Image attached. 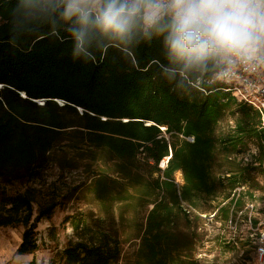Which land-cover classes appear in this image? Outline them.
<instances>
[{
	"label": "trees",
	"instance_id": "obj_1",
	"mask_svg": "<svg viewBox=\"0 0 264 264\" xmlns=\"http://www.w3.org/2000/svg\"><path fill=\"white\" fill-rule=\"evenodd\" d=\"M20 3L0 0V228H23L18 254L39 250L38 225L60 204L28 185L41 182L51 163L62 171L80 167L56 153L68 135L96 165L88 189L105 214L118 210L124 222L125 213L147 210L135 264H201L195 223L209 212L223 223L241 213L250 229L235 243L255 254L264 223L246 214L264 191L255 177L264 178L261 114L222 82L195 77L178 87L159 38L126 48L105 44L90 61L73 59L66 32L56 35L49 24L24 30L30 13ZM228 117L235 126L218 132ZM251 147L257 165H244L239 156ZM15 185L25 190L9 194ZM121 255L118 237L100 232L69 245L62 259L114 264Z\"/></svg>",
	"mask_w": 264,
	"mask_h": 264
},
{
	"label": "clouds",
	"instance_id": "obj_2",
	"mask_svg": "<svg viewBox=\"0 0 264 264\" xmlns=\"http://www.w3.org/2000/svg\"><path fill=\"white\" fill-rule=\"evenodd\" d=\"M24 30L49 24L72 40L73 59L90 61L103 45L126 48L161 39L167 75L217 82L264 76V0H21Z\"/></svg>",
	"mask_w": 264,
	"mask_h": 264
},
{
	"label": "rangeland",
	"instance_id": "obj_3",
	"mask_svg": "<svg viewBox=\"0 0 264 264\" xmlns=\"http://www.w3.org/2000/svg\"><path fill=\"white\" fill-rule=\"evenodd\" d=\"M234 126L235 120L228 117L218 127V132L226 133ZM85 149V145L79 139L72 135L66 136L58 146L56 153L59 156H64L63 152H65L68 159L79 160V169L62 171L57 164L51 163L41 182L28 185L42 189L45 194L56 196L60 203L49 219L39 223L37 228L39 250L31 254L29 264L32 262L33 264H64L62 253L65 248L77 242L86 241L89 235H96L100 232L110 233L112 236L118 237L121 242V259L114 264H135V254L140 243V240L136 238L141 226L145 223L147 210L141 209L137 215L132 212L125 213L124 222L120 220L118 210H115L113 215L105 214L99 202L95 200L88 189L93 180V171L96 170V165L89 159L83 158V155L81 156V151ZM175 177L178 183L183 184L180 172ZM255 177L264 187V178L259 174H255ZM19 190L24 191L25 187L19 185L7 187L9 194H14ZM73 191L74 195L67 198ZM249 205H253L254 210L250 208L251 210L246 214L248 218H255L264 223V191L257 192L255 200ZM213 217L214 215L209 212L205 218L195 223L197 232L202 236V249L197 253L200 263L260 264L252 249L246 247L240 250L235 243L238 236H241L242 239L248 236L249 221L240 219L241 213L237 215L234 223H223ZM79 224L80 228L76 229V225ZM12 230L18 233L23 232L22 227L4 228L7 233ZM261 231H264V225L260 229ZM252 236L258 237L255 234Z\"/></svg>",
	"mask_w": 264,
	"mask_h": 264
},
{
	"label": "built area",
	"instance_id": "obj_4",
	"mask_svg": "<svg viewBox=\"0 0 264 264\" xmlns=\"http://www.w3.org/2000/svg\"><path fill=\"white\" fill-rule=\"evenodd\" d=\"M222 83L227 91L232 92L240 103L253 106L264 118V76L240 74L231 81ZM191 140L193 141V139ZM257 157L258 150L251 147L246 153L239 156V161L244 165H257ZM255 257L260 264H264V232L257 241Z\"/></svg>",
	"mask_w": 264,
	"mask_h": 264
},
{
	"label": "crops",
	"instance_id": "obj_5",
	"mask_svg": "<svg viewBox=\"0 0 264 264\" xmlns=\"http://www.w3.org/2000/svg\"><path fill=\"white\" fill-rule=\"evenodd\" d=\"M22 242V233H10L0 228V264H29L31 255L18 254V248Z\"/></svg>",
	"mask_w": 264,
	"mask_h": 264
},
{
	"label": "water",
	"instance_id": "obj_6",
	"mask_svg": "<svg viewBox=\"0 0 264 264\" xmlns=\"http://www.w3.org/2000/svg\"><path fill=\"white\" fill-rule=\"evenodd\" d=\"M0 88H1V87H0ZM22 96H23L24 98H26V94H25V93H23ZM171 155H172V153H171Z\"/></svg>",
	"mask_w": 264,
	"mask_h": 264
},
{
	"label": "bare ground",
	"instance_id": "obj_7",
	"mask_svg": "<svg viewBox=\"0 0 264 264\" xmlns=\"http://www.w3.org/2000/svg\"><path fill=\"white\" fill-rule=\"evenodd\" d=\"M42 103V102H41ZM61 104H62V102H61Z\"/></svg>",
	"mask_w": 264,
	"mask_h": 264
}]
</instances>
